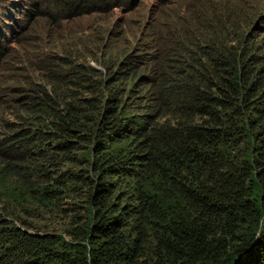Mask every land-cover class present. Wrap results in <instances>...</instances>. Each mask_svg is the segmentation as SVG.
Instances as JSON below:
<instances>
[{
    "label": "trees",
    "instance_id": "obj_1",
    "mask_svg": "<svg viewBox=\"0 0 264 264\" xmlns=\"http://www.w3.org/2000/svg\"><path fill=\"white\" fill-rule=\"evenodd\" d=\"M140 1L11 0L0 48L31 52L40 20L95 30L44 83L2 60L0 264H264V0L112 19Z\"/></svg>",
    "mask_w": 264,
    "mask_h": 264
},
{
    "label": "rangeland",
    "instance_id": "obj_2",
    "mask_svg": "<svg viewBox=\"0 0 264 264\" xmlns=\"http://www.w3.org/2000/svg\"><path fill=\"white\" fill-rule=\"evenodd\" d=\"M10 2L11 0H0V24L7 17L12 18L16 16L14 15V10L10 6ZM151 5L152 0H141L140 6L135 11L124 14L119 10H114L113 12H111V16L112 19H117L119 22L127 25V27L136 28V26L134 25H137L139 23L144 14L146 15L147 11L150 10ZM8 13H10L12 16H8ZM92 17L93 16L83 17L80 19H76L75 21L64 20L60 23V28L53 26L50 30H47L48 25L45 26L44 21L40 20L36 24L37 33L38 35H40V37L38 43L33 44V50L31 52H28L22 47H19L18 44H7L6 38H3V47L0 48V52L3 50L0 53V73L7 69L5 64L8 63V60H5L4 64L2 60L5 59V57H8L12 62L13 71L22 74V80H29L34 82L40 81L41 83H44L46 79L51 80L57 73H60V70H65L68 67V65H57L56 67L54 66L55 62L59 61L58 58L62 56L58 51L61 50L60 48L61 44H63V40L67 45L68 42H71V34H80L85 36L92 35L95 30V23ZM5 36L10 39L9 34L5 33ZM26 36L27 34L25 35V37ZM130 38L131 35L129 36V39ZM6 49L9 51V54L6 53ZM92 53L97 57L100 56V53H98L95 49L92 50ZM87 54H91L90 51H88ZM72 60L73 59L71 57L67 59V61L69 62ZM89 64L100 68V66L93 60H89ZM52 68L54 69L51 70ZM10 101L11 98L8 95L3 96L0 98V105L9 106L11 105ZM0 131H2L1 128ZM64 207L68 206L65 205ZM29 219H31L33 223H35V225L38 226L41 230L49 229L61 231L62 221L57 216H48L43 220L42 223L36 222L32 217H30ZM45 224H47V226H44Z\"/></svg>",
    "mask_w": 264,
    "mask_h": 264
}]
</instances>
